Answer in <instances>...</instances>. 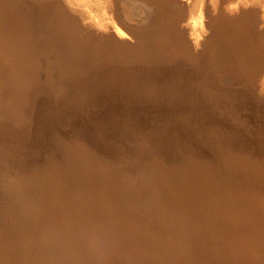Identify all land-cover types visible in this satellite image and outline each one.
<instances>
[{
  "label": "bare ground",
  "instance_id": "6f19581e",
  "mask_svg": "<svg viewBox=\"0 0 264 264\" xmlns=\"http://www.w3.org/2000/svg\"><path fill=\"white\" fill-rule=\"evenodd\" d=\"M93 93L0 152V264H264V0H0V137Z\"/></svg>",
  "mask_w": 264,
  "mask_h": 264
},
{
  "label": "rangeland",
  "instance_id": "374dc122",
  "mask_svg": "<svg viewBox=\"0 0 264 264\" xmlns=\"http://www.w3.org/2000/svg\"><path fill=\"white\" fill-rule=\"evenodd\" d=\"M198 80V79H197ZM98 94V95H97ZM93 93L90 94L89 97H87V100L85 101L87 105H83L84 103L80 102H67L63 97L51 99L46 97L45 95H38L37 99L34 100L31 113H32V123L30 125L29 131L27 133L26 138L21 139L20 138H10V137H0V152L4 154H9L12 156L13 159L15 157L23 158L24 162L27 160H34L35 158L37 160L26 163V164H33L34 162L38 160H44L45 157H50V152H48L49 147V141L46 140V132L45 129L48 124L52 123L54 124V128H52V139L56 137V135H60L59 129L62 128V125L69 121L70 126L68 129L72 130L73 128H76L77 126H80L83 130H89L94 132V127H97V124H106L109 125L110 123V116L106 117V114L104 113L107 109L106 108H112L111 105L114 106V108H121L118 107L117 102L114 101H102L104 97L103 95H99V93ZM196 94H191L190 92L186 94V97L188 98V102H180V103H172L170 105L174 104H183L187 105L191 102L194 103V100L191 99ZM113 103V104H111ZM196 104V103H194ZM81 106L84 108V110L81 112V114L77 115L75 118L72 119L73 114L72 111L78 106ZM132 105V104H131ZM132 107H136L132 105ZM116 108V109H117ZM139 108V107H138ZM163 110H159L158 112L168 113L167 111H171L169 108H162ZM169 109V110H168ZM121 111V115L124 114L127 117V112L125 113V109H118ZM46 111V112H45ZM157 112V110L155 109ZM172 112V111H171ZM43 113V114H42ZM114 115H118L119 113ZM158 114V113H156ZM113 117V116H112ZM109 122V123H108ZM55 131V132H54ZM69 131V130H68ZM6 134V133H3ZM92 136V135H91ZM89 136V139L91 142H88L89 145H91L93 141V137ZM52 153V152H51ZM33 157V158H32ZM16 158L17 160H19ZM62 257L64 259H67L66 251L64 250L62 252Z\"/></svg>",
  "mask_w": 264,
  "mask_h": 264
}]
</instances>
